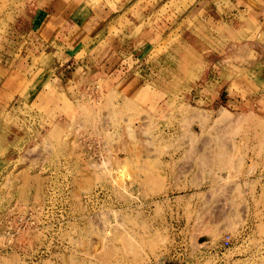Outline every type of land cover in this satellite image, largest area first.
Masks as SVG:
<instances>
[{"label":"rangeland","instance_id":"rangeland-1","mask_svg":"<svg viewBox=\"0 0 264 264\" xmlns=\"http://www.w3.org/2000/svg\"><path fill=\"white\" fill-rule=\"evenodd\" d=\"M0 264H264V0H0Z\"/></svg>","mask_w":264,"mask_h":264}]
</instances>
